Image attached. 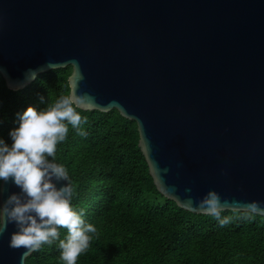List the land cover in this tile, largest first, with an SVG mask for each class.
I'll return each mask as SVG.
<instances>
[{"label": "water", "instance_id": "95a60500", "mask_svg": "<svg viewBox=\"0 0 264 264\" xmlns=\"http://www.w3.org/2000/svg\"><path fill=\"white\" fill-rule=\"evenodd\" d=\"M68 66L78 108L136 122L163 196L264 215V0H0L8 88ZM13 230L0 264L34 252L9 246Z\"/></svg>", "mask_w": 264, "mask_h": 264}, {"label": "trees", "instance_id": "16d2710c", "mask_svg": "<svg viewBox=\"0 0 264 264\" xmlns=\"http://www.w3.org/2000/svg\"><path fill=\"white\" fill-rule=\"evenodd\" d=\"M71 72V66L50 70L20 90L8 88L0 75V137L8 139L17 111L43 107L38 94L49 103L70 94ZM77 111L87 134L69 125L56 160L75 186L72 204L97 231L76 264H264V215L181 208L157 189L134 120L116 109ZM60 232L63 238L66 229ZM59 256L57 241L34 251L26 264H63Z\"/></svg>", "mask_w": 264, "mask_h": 264}, {"label": "clouds", "instance_id": "9594fccd", "mask_svg": "<svg viewBox=\"0 0 264 264\" xmlns=\"http://www.w3.org/2000/svg\"><path fill=\"white\" fill-rule=\"evenodd\" d=\"M38 103L43 107L28 104L17 111L8 139L0 137V193L9 182L19 189L0 203V235L12 225L9 246L29 252L58 241L60 261L76 264L97 229L72 204L75 186L65 165L57 162L56 148L65 141L69 125L85 136L81 125L86 118L77 111L75 92L54 103L38 94ZM60 229H66L63 238Z\"/></svg>", "mask_w": 264, "mask_h": 264}]
</instances>
